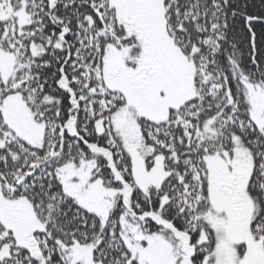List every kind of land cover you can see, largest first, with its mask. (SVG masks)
<instances>
[{
  "label": "snow or ice",
  "instance_id": "obj_1",
  "mask_svg": "<svg viewBox=\"0 0 264 264\" xmlns=\"http://www.w3.org/2000/svg\"><path fill=\"white\" fill-rule=\"evenodd\" d=\"M0 264H264V0H0Z\"/></svg>",
  "mask_w": 264,
  "mask_h": 264
}]
</instances>
